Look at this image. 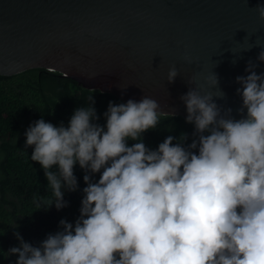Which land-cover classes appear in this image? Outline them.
Returning <instances> with one entry per match:
<instances>
[{
	"label": "clouds",
	"instance_id": "clouds-1",
	"mask_svg": "<svg viewBox=\"0 0 264 264\" xmlns=\"http://www.w3.org/2000/svg\"><path fill=\"white\" fill-rule=\"evenodd\" d=\"M256 11L264 20V6ZM254 67L249 62L250 74L236 77L240 119L211 94L190 89L181 97L194 125L187 145V133L167 136L155 150L145 145L143 133L161 115L147 96L110 102L104 125L96 123L93 96L67 126L30 125L26 147L53 197L43 207H67L62 189L77 190V164L87 186L74 224L61 220L62 230L39 246L15 233L20 246L8 250L15 264H264V74ZM177 75L171 68L168 81Z\"/></svg>",
	"mask_w": 264,
	"mask_h": 264
},
{
	"label": "water",
	"instance_id": "water-1",
	"mask_svg": "<svg viewBox=\"0 0 264 264\" xmlns=\"http://www.w3.org/2000/svg\"><path fill=\"white\" fill-rule=\"evenodd\" d=\"M258 6L264 0H0V74L44 67L184 117L181 97L195 89L240 119L236 77L250 74L249 62L264 74Z\"/></svg>",
	"mask_w": 264,
	"mask_h": 264
},
{
	"label": "trees",
	"instance_id": "trees-1",
	"mask_svg": "<svg viewBox=\"0 0 264 264\" xmlns=\"http://www.w3.org/2000/svg\"><path fill=\"white\" fill-rule=\"evenodd\" d=\"M92 96L99 117L96 123L100 125L106 123L104 113L110 102L126 103L109 91L85 87L72 77L44 67L0 74V264H15L18 259L17 255L8 254L11 247L20 246L15 233L25 242L39 246L48 234L62 230L61 220L74 224L79 218L83 189L87 186L85 171L77 164V190L62 189L67 207H43L53 199L52 192L41 166L30 158L33 149L26 147L25 132L39 119L67 126L74 110L87 107ZM193 132L194 125L186 123L183 115L161 113L157 128L143 133V142L155 150L167 136L179 138L181 133H187V145L194 139ZM128 143L131 146L135 141ZM90 175L98 181L100 174Z\"/></svg>",
	"mask_w": 264,
	"mask_h": 264
}]
</instances>
